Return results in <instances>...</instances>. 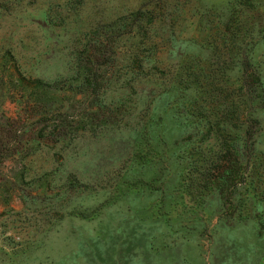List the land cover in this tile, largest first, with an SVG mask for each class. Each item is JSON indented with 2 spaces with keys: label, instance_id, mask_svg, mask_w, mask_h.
<instances>
[{
  "label": "rangeland",
  "instance_id": "obj_1",
  "mask_svg": "<svg viewBox=\"0 0 264 264\" xmlns=\"http://www.w3.org/2000/svg\"><path fill=\"white\" fill-rule=\"evenodd\" d=\"M232 2L0 0V264H264V117L220 192L201 132L245 42L264 81Z\"/></svg>",
  "mask_w": 264,
  "mask_h": 264
},
{
  "label": "trees",
  "instance_id": "obj_2",
  "mask_svg": "<svg viewBox=\"0 0 264 264\" xmlns=\"http://www.w3.org/2000/svg\"><path fill=\"white\" fill-rule=\"evenodd\" d=\"M247 3V0H233L230 17L233 15H236L237 19L242 17L244 24L248 11ZM253 3L256 5L255 2ZM250 37H252L251 33L249 35L246 30L244 41ZM248 44L245 42L242 57L243 65L240 66L239 64L240 69H244L241 76L228 85L227 91L230 94L226 99H221V95L212 97L208 104L206 123L201 127V132H204L205 129L210 131L211 139L220 142L209 164H207L208 169L215 166L213 170L216 172L215 177L208 181L210 193L220 192L223 187L225 188L233 178L240 174V169L243 174L244 170L242 166H239L240 162L237 159L244 156L247 151L248 140L246 139L247 136H251L252 125L256 124L254 122H257V119L264 117V81L253 66L247 49ZM102 55L101 49L95 47L92 49L89 61L91 59L97 60ZM86 85L83 86L82 84L85 88ZM237 88L242 90V95L238 93ZM225 138H228L229 141L224 140Z\"/></svg>",
  "mask_w": 264,
  "mask_h": 264
}]
</instances>
